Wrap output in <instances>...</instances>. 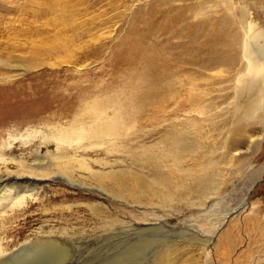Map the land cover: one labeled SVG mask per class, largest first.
Segmentation results:
<instances>
[{
	"label": "rangeland",
	"instance_id": "374dc122",
	"mask_svg": "<svg viewBox=\"0 0 264 264\" xmlns=\"http://www.w3.org/2000/svg\"><path fill=\"white\" fill-rule=\"evenodd\" d=\"M244 1L264 23V0H0V146L17 139L23 160L38 149L52 175L0 208V250L31 242L0 264H151L169 246L170 264H264V103L251 109L262 85H237L240 48L234 66L177 60L195 23ZM111 121L119 129L106 135ZM76 127L95 137L57 149L53 136ZM169 151L185 157L177 167ZM181 165L208 178L206 200ZM110 171L157 191L154 177L170 173L192 189L135 202L102 177Z\"/></svg>",
	"mask_w": 264,
	"mask_h": 264
},
{
	"label": "bare ground",
	"instance_id": "6f19581e",
	"mask_svg": "<svg viewBox=\"0 0 264 264\" xmlns=\"http://www.w3.org/2000/svg\"><path fill=\"white\" fill-rule=\"evenodd\" d=\"M233 4L237 5L236 3H233ZM238 6L240 8L238 12L239 14H236L234 16H231L229 14H224L216 20L208 19L207 21H204V22L195 23L194 30L193 31L189 30L188 40L186 42H181L179 45L180 50H179V57L177 60L181 64H189V65L192 64L193 66L203 67L205 68V70L207 69L210 70V69H214L216 67H221L225 65L234 66L235 62L237 61V58H236V54L233 52L236 51L238 48H240L243 61H244V65H242L241 69H239V73H238L239 76L237 77V85L239 87L242 86V88L245 89L247 84H250L249 81L246 80L248 76L254 77L256 85L257 84L262 85L259 88V91H257V93L255 94L256 96L254 100L255 103H253V105L251 106L253 108L250 107L251 109H255V107L258 104L264 103V23L254 18L252 9L250 8V5L246 3V1H244L243 4H241V2H238ZM197 15H202L201 10L197 11ZM255 82L252 81L250 86L253 88H256L257 86L254 85ZM244 89H243V92H244ZM254 91L253 93H255ZM251 96L252 95H250V97ZM249 113H251V111ZM252 117L253 116H250L249 118H252ZM113 121H111V123L109 124L107 123L108 125L107 127H105L107 130L105 132L106 135H114V133H116L117 130L119 129V128L117 129L116 127V122H113ZM73 132H68V133L60 132L53 136V139L57 143V149L65 147V145L72 143L73 141L82 140L84 137L86 138L95 137L94 135L96 134L94 130H88V129H85L84 127H76V129ZM177 139L178 138L174 140L175 142H180L179 147L183 146L182 148L183 151L188 153V150H190L189 152H191L192 149L194 148V147L192 149L188 148L189 143L191 144L192 141L187 143V141H185L184 139H181V140L180 139L177 140ZM16 140L17 139L15 138L13 139V141H16ZM13 141H9V143L4 144L3 146H0V208L7 207L11 203H13V205L14 204L19 205L23 203L25 199L27 198L32 199L33 197L36 196V193L38 190V184H40V182L37 181V177H39L40 175L41 176L45 175L43 177L52 176L49 174V171H47L46 168L42 167L40 163L36 162L40 159L38 158L36 154L38 152V149H35L34 151L31 150L33 159L23 160L19 158L17 154H15V151L13 149L15 142ZM29 143L30 142H25L23 140V142L20 144L26 147L28 146ZM169 146L171 147L172 143ZM176 146L179 151L178 144ZM174 149L175 147L173 148V150H171L170 148V151L174 152L177 150V149L176 150ZM183 151H181V153ZM193 151L195 152L196 150L193 149ZM172 152H170V154L173 156V159H172L173 162L172 160H171L172 163L168 162L170 164L169 167H172L171 164L173 163L176 164L175 162H182L184 160L183 158H185L183 155L180 158L181 156V155L179 156L180 152L179 154L176 153V155L172 154ZM167 154L168 153L166 152L165 155L167 156ZM59 155H60V158H66L68 156V152L66 153L63 151V152H60ZM76 157L77 155L73 154L72 156H69V159H75ZM209 162L210 160H208L207 163ZM68 163L70 162H65V163L62 162L59 164L58 167L62 169L67 168ZM184 163H186V161ZM169 164H166V165H169ZM213 164L215 165L216 163H213ZM80 165L83 168L88 169L89 171L93 169V167L90 166L87 162H82L80 163ZM177 165L176 166L174 165V166L177 167ZM202 165H203L202 169L204 170V173L207 172L208 170L204 168V164ZM178 169L180 170V172H182L180 177H182L183 174L187 177L193 176V174H196L197 179H198V182L196 183V188H197L196 191L198 193H202L205 191L203 189L205 188L208 182L207 181L208 178L206 179L204 176H201L199 173H197L198 170L193 169L194 170L193 171L192 169L188 168V165L186 167L184 166L182 167L181 165V168L178 167ZM170 170H172V168H170ZM92 173L93 172H91V174ZM108 174L109 175L102 174V177L111 176L112 179H114V182L117 179L115 184L112 181L114 186L118 188L119 191L121 190L122 192L127 191L129 194V197L132 199L134 198L135 202H140L141 196H145L146 193H149L150 195L154 194L155 196H159L158 198L161 200L170 201L173 198L177 199L178 196L183 195L186 190L191 192V189H192L189 187L190 184L185 185V186H183V184H178V182H180L181 180L176 177H172L170 173H168L167 175L162 174L161 176L157 175L154 177L155 179H158L156 180V183L161 185L158 188V185L156 184L157 188L161 189L162 191L153 190V187L151 185L152 181L149 183H144L142 187L138 183L139 181L138 175H133V177H130V180H133L135 182V184L132 185L130 183V180L124 179V181H122L120 179V174L117 171L116 172L110 171ZM174 182H176L178 187H174ZM196 191H193V192L196 194ZM190 192H189V196L191 194ZM209 195L210 193L207 194L205 192L201 194L202 198L203 199L205 198V200L208 198ZM43 239L51 240L52 238L50 237L39 238V240H43ZM30 243L31 242H29V240L22 242L15 249L11 250L10 252L6 254L3 249L0 250V260L5 257H10L18 253L21 249H23L24 247H27ZM170 248L172 249L173 247L169 246L168 248L166 247V249L164 250H161V251L158 250L159 252L157 253V256L153 259L151 264H170L172 263L173 260H170V257H167V250Z\"/></svg>",
	"mask_w": 264,
	"mask_h": 264
}]
</instances>
